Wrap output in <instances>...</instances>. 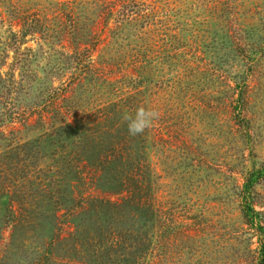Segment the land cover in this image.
<instances>
[{
	"label": "rangeland",
	"instance_id": "rangeland-1",
	"mask_svg": "<svg viewBox=\"0 0 264 264\" xmlns=\"http://www.w3.org/2000/svg\"><path fill=\"white\" fill-rule=\"evenodd\" d=\"M0 264H264V0H0Z\"/></svg>",
	"mask_w": 264,
	"mask_h": 264
},
{
	"label": "clouds",
	"instance_id": "clouds-1",
	"mask_svg": "<svg viewBox=\"0 0 264 264\" xmlns=\"http://www.w3.org/2000/svg\"><path fill=\"white\" fill-rule=\"evenodd\" d=\"M157 117V113L146 110L144 107L136 109L134 116L125 117L128 120L127 130L129 135L136 136L142 134Z\"/></svg>",
	"mask_w": 264,
	"mask_h": 264
},
{
	"label": "trees",
	"instance_id": "trees-1",
	"mask_svg": "<svg viewBox=\"0 0 264 264\" xmlns=\"http://www.w3.org/2000/svg\"><path fill=\"white\" fill-rule=\"evenodd\" d=\"M249 211H250V207L247 208V210L244 208V217H249Z\"/></svg>",
	"mask_w": 264,
	"mask_h": 264
}]
</instances>
